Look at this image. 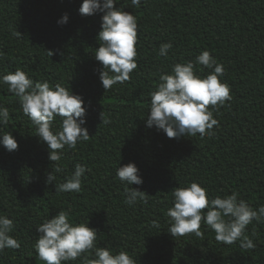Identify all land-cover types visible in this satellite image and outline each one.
I'll use <instances>...</instances> for the list:
<instances>
[{
    "label": "trees",
    "instance_id": "1",
    "mask_svg": "<svg viewBox=\"0 0 264 264\" xmlns=\"http://www.w3.org/2000/svg\"><path fill=\"white\" fill-rule=\"evenodd\" d=\"M82 3L0 0V76L19 68L34 82L59 83L82 96L89 133L76 148L59 150V162L51 161L18 98L0 84V105L10 113L0 138L11 133L18 142L11 152L0 145V215L13 220L11 235L21 245L0 253V264H45L34 248L36 228L60 210L97 230L96 247L127 251L136 264H264V223L253 220L247 226L244 236L255 247L244 249L239 241H216L203 221V239L194 233L173 237L166 215L174 206V189L192 182L205 187L209 199L236 192L253 209L264 206V0H142L139 7L118 0L116 7L137 18V68L109 90L102 86V64L94 55L104 13L82 15ZM65 13L67 23L59 24ZM169 42L167 56L160 55L161 44ZM205 50L224 66L220 79L232 97L223 106H209L219 122L213 134L169 138L147 127L150 93L160 75L177 63L195 64ZM195 71L205 77L212 69L197 64ZM101 115L110 123L101 122ZM54 124L58 130L61 118ZM130 162L143 179L131 187L144 191L147 203H125L130 186L116 173ZM57 163L61 172L55 171ZM76 164L87 169L81 190L55 191V183L64 182ZM51 171L56 181L49 184Z\"/></svg>",
    "mask_w": 264,
    "mask_h": 264
},
{
    "label": "clouds",
    "instance_id": "2",
    "mask_svg": "<svg viewBox=\"0 0 264 264\" xmlns=\"http://www.w3.org/2000/svg\"><path fill=\"white\" fill-rule=\"evenodd\" d=\"M142 0H131L132 7H139ZM118 0H83L79 8L82 15L103 12L101 30L98 33L99 47L95 51V59L102 64L100 80L105 90L114 84L124 83L130 79V73L137 68L136 43L138 38L137 18L131 12L116 7ZM68 21L67 13L58 20L59 24ZM172 44L163 43L159 54L167 56ZM50 55L52 52L49 51ZM212 69L202 77L195 71L196 65ZM111 73V75H110ZM224 74V66L217 63L209 51H203L192 61L177 63L170 73H162L156 90L150 93V109L146 117V126H155L163 130L169 138L182 136H211L214 126L219 122L214 118L213 110L223 106L232 99L230 87L220 77ZM0 84H6L8 91L18 98L22 111L36 126V135L47 143L49 159L59 162L62 150L76 148L77 143L87 141L89 133L83 125L86 123V107L82 96L73 94L71 89L57 83L54 86L48 81H33L25 71L0 76ZM61 118L60 128H55L54 120ZM10 113L7 107L0 105V127L9 124ZM101 122L110 123L103 118ZM0 145L11 152L18 148V142L11 133L3 134ZM56 172L62 168L57 163ZM87 169L76 164L74 172L64 182L55 183L57 192H79L82 177ZM135 163L130 162L117 169V177L130 187L125 188V203L134 205L138 201L147 203V196L131 185L143 183ZM56 181L52 171L46 183ZM174 206L167 210L170 218L168 232L173 237L194 233L203 239L201 222L215 233V239L226 245L239 241L240 247L252 249L255 244L246 238L244 233L253 220L264 223V206L253 209L245 200L238 199L239 194L233 192L224 197L209 199L207 190L197 182L186 187H176L172 193ZM207 210L206 213L203 210ZM156 225V222H153ZM158 226V225H156ZM14 229L12 219L0 215V253L7 248L19 249L20 243L11 233ZM40 234L34 248L45 264H64L83 257L85 264H136L127 251L113 253L107 247H96L97 230L87 223H75L67 211L60 210L51 219H46L37 228ZM85 253H92L89 260Z\"/></svg>",
    "mask_w": 264,
    "mask_h": 264
}]
</instances>
